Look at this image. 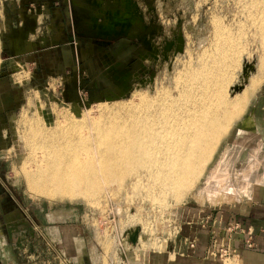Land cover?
<instances>
[{"label": "rangeland", "instance_id": "1", "mask_svg": "<svg viewBox=\"0 0 264 264\" xmlns=\"http://www.w3.org/2000/svg\"><path fill=\"white\" fill-rule=\"evenodd\" d=\"M11 1L0 0V76L9 80L0 88V264H177L181 254L227 264L211 248L229 240L239 255L232 262L240 264L235 235L254 248L256 226L264 225V82L205 175L179 200L170 193L156 200L143 183L115 199L103 192L108 203L102 211L83 199L52 202L33 194L22 172L30 155L26 139H20L28 98L35 102L29 114L47 126L65 115L83 116L88 132L95 117L138 102L148 85L158 87L171 71L166 65L172 51L202 45L216 0H20L10 14L31 18L13 25L15 40L5 48ZM248 51L229 74L235 75L226 84L231 96L257 71L258 54ZM111 185L106 190L116 189ZM146 219L156 223L150 222L148 235L140 223Z\"/></svg>", "mask_w": 264, "mask_h": 264}, {"label": "bare ground", "instance_id": "2", "mask_svg": "<svg viewBox=\"0 0 264 264\" xmlns=\"http://www.w3.org/2000/svg\"><path fill=\"white\" fill-rule=\"evenodd\" d=\"M208 17L209 32L200 47L172 51L166 65L171 71L158 87L148 85L140 89L138 102L95 117L88 132L83 116L65 115L47 126L39 115L29 114L35 102L28 98L20 139H26L30 151L22 172L31 192L52 202L83 199L102 211L108 203L105 191L115 199L143 183L156 200L169 193L177 200L185 197L264 82V0H216ZM252 48L258 54L257 71L231 96L226 84L235 75L229 74L241 52ZM110 185L116 189L106 190ZM150 222L155 223L140 222L147 235Z\"/></svg>", "mask_w": 264, "mask_h": 264}, {"label": "crops", "instance_id": "3", "mask_svg": "<svg viewBox=\"0 0 264 264\" xmlns=\"http://www.w3.org/2000/svg\"><path fill=\"white\" fill-rule=\"evenodd\" d=\"M75 2H77V0H75ZM7 3H8L7 5L10 8L8 9L9 13H7V16H6V19H7L6 22H7L8 27H5V28H7V31L6 30L4 31V36H3V38L5 40V44H4L5 48L10 47L12 45V41L15 40L16 36H15L14 32H12L15 29V27L12 28L13 25L15 26L17 23H20L21 21L26 22L28 19L30 21V18H31L30 15H27L25 12L22 14L21 11H19V13H20L19 17H17V15H14V17H15L14 18L10 14L11 11L13 12V7L14 8L17 6L21 7V1L20 0H13V1L7 2ZM77 4H79V3H77ZM88 5H90V4H88ZM80 6L90 9V7L92 5H90V7L82 6V5H80ZM92 7H94V6H92ZM93 11H95V10H93ZM35 20H37V18H35ZM35 20L33 19L31 23L34 24ZM33 27H35V25ZM14 47H15V44H14ZM1 48H2V41H1V37H0V49ZM0 61H1V59H0ZM0 94H1V92H0ZM3 96H5V94H3ZM1 97H2V94H1ZM1 105H2V103L0 102V108H1ZM235 236H236V238L233 240L232 243H233V245H235L239 249V252L241 255L240 264H264V225L258 224L256 226V233H255V239H254L255 240V247L254 248H248L245 245V243L243 242V240L241 239L240 235H235ZM201 245L202 244H199L200 248H203L205 246V245H203V246H201ZM173 256L174 255L172 254V257ZM181 256H183V254H181ZM181 256H180L181 260L179 259V262L177 264H222L221 262H219L213 258H208V257H205L203 255L202 256H200V255H189V256L186 255L185 256L184 255L183 257H181ZM185 257H187V258H185Z\"/></svg>", "mask_w": 264, "mask_h": 264}, {"label": "built area", "instance_id": "4", "mask_svg": "<svg viewBox=\"0 0 264 264\" xmlns=\"http://www.w3.org/2000/svg\"><path fill=\"white\" fill-rule=\"evenodd\" d=\"M231 230L233 231L234 229H231ZM247 235H248V238L246 242L249 247H252L254 245L252 242V239H253L252 231L247 232ZM230 241L231 240H229L228 243L215 241L213 243V247L211 248V251L212 253H214L216 257L218 256L221 261L227 264H236V263H233L232 260H234L237 256L239 258V255L237 253V250L231 245ZM191 245L194 246L195 244L192 243Z\"/></svg>", "mask_w": 264, "mask_h": 264}, {"label": "flooded vegetation", "instance_id": "5", "mask_svg": "<svg viewBox=\"0 0 264 264\" xmlns=\"http://www.w3.org/2000/svg\"><path fill=\"white\" fill-rule=\"evenodd\" d=\"M9 84V80L7 79V78H5V76H3V77H1L0 76V88L1 89H5V86L7 87V85ZM1 89H0V91H1ZM4 94V93H3ZM10 93H8V95H9ZM4 97V96H3ZM5 98H6V100H5ZM4 99V101H5V103H7V106L9 107V106H11V101H12V106L14 105V102H13V100H12V98H7V97H4L3 98ZM11 100V101H10ZM7 106H6V108H7ZM14 109V108H13ZM0 118H2V117H0Z\"/></svg>", "mask_w": 264, "mask_h": 264}, {"label": "water", "instance_id": "6", "mask_svg": "<svg viewBox=\"0 0 264 264\" xmlns=\"http://www.w3.org/2000/svg\"><path fill=\"white\" fill-rule=\"evenodd\" d=\"M135 239V238H134Z\"/></svg>", "mask_w": 264, "mask_h": 264}]
</instances>
